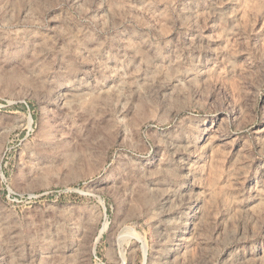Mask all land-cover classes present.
I'll return each instance as SVG.
<instances>
[{"label": "rangeland", "instance_id": "1", "mask_svg": "<svg viewBox=\"0 0 264 264\" xmlns=\"http://www.w3.org/2000/svg\"><path fill=\"white\" fill-rule=\"evenodd\" d=\"M0 264H264V0H0Z\"/></svg>", "mask_w": 264, "mask_h": 264}]
</instances>
